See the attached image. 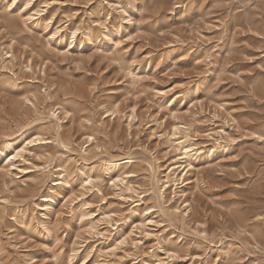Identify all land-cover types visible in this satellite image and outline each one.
Masks as SVG:
<instances>
[{
  "label": "rangeland",
  "instance_id": "1",
  "mask_svg": "<svg viewBox=\"0 0 264 264\" xmlns=\"http://www.w3.org/2000/svg\"><path fill=\"white\" fill-rule=\"evenodd\" d=\"M175 128L202 150L159 199ZM107 153L135 156L136 192ZM141 259L264 264V0H0V264Z\"/></svg>",
  "mask_w": 264,
  "mask_h": 264
},
{
  "label": "bare ground",
  "instance_id": "2",
  "mask_svg": "<svg viewBox=\"0 0 264 264\" xmlns=\"http://www.w3.org/2000/svg\"><path fill=\"white\" fill-rule=\"evenodd\" d=\"M33 11H35V12L34 13H31V12L28 13V21H30L36 15H38L41 10L40 9H34ZM61 31H62V27H59V26L54 27V30L51 33V37L53 39H55L57 36L58 37L59 36L62 37L63 33ZM76 34H77V29H74L72 31V37H75ZM112 53H114V52L112 51ZM115 56H117V55H115ZM132 77H133V79H135V76H132ZM56 105H57L56 108L54 107L55 109L52 110V112H49V113H51L50 114V119L52 120V123H53V126H54L53 128L56 129L57 136H55V137H57L59 139L58 140L56 138L57 141L58 142L60 141L64 146H67L68 142L65 143V141L63 140V137L61 135V132H60V128L62 126V124H61L62 122L61 121H62L63 117H61L59 114L63 113V114L68 115L70 110L63 103H57ZM102 106H103L105 112H111L112 114L115 113V111H112L110 108H108L106 104H103ZM116 109H118L117 106H116ZM43 116H45V115H43ZM177 129L178 128H175V131L173 133V136L175 137L174 138V144H175L174 145V156L172 157V159H173L172 162L167 166L166 172L164 173L165 180L161 181L159 176H157L155 173H152L153 174V180L152 179L151 180L154 182L153 183L154 185L152 186V191L154 193H156V195H157V197L159 199H163L164 194H165V192H166V190L168 188H171L172 186H174L173 190L175 191L177 187H180L179 180L182 177L184 171H188L191 167L194 166V156L197 157L199 151L202 150L200 147H196L194 144H192L190 142L189 138L185 137L184 139H181V137H176V133H177L176 130ZM40 134L41 133L36 134L35 138H32L30 140V143L31 142L42 141L43 137ZM92 136H93V134H89L88 135L89 139H92ZM8 145H11V143H8ZM17 148H15L9 155L10 156L9 157L10 165L14 163V161L16 160L17 157H22L23 159H25L24 152L26 151V147L23 146V147H21L19 149H17ZM97 148H98V146H97ZM80 151H81L82 155L83 154L85 155V153H87V149L83 148V147H81ZM193 151H195V152L193 153ZM101 160H102L101 163H103L102 164V166H103L102 170L106 174H108L112 178L113 181H117V182H120V183L124 184V182H127L126 179L130 178V176L133 174V170L131 168L133 166V161L135 160V156L132 155L131 153H126L125 156H122V157L120 155H118V154L107 153V157L104 158V159H101ZM152 171H154L153 166H152ZM61 182H63V180H59V183H61ZM83 182L85 184L90 185L91 187H96L98 190H100L101 179H100V176H98V175L94 176L93 174H87L85 176V179L83 180ZM126 184H127L126 188L129 189L130 191H134V192L137 191L131 185H129V182H127ZM114 185H116L115 182H114ZM187 204H188V206H190V203L187 202ZM161 213H163V212H161ZM111 217H112L111 212L103 213V220L110 219ZM106 222L110 223V221H108V220H106ZM114 231L115 232L113 233L112 230H109L108 234H106V236H104V237L106 239L109 238V237H112L113 241H112V243H110L109 247L113 246V249H116L120 245H124L127 242L129 236L127 234L121 232L120 226H117L114 229ZM109 247H107L108 248L107 250H109ZM163 251H165V253L167 254V256L169 258L174 257V255L176 253V251L174 249H169V248L168 249L163 248ZM157 260H160V259H157ZM130 264H135V262H131ZM136 264H161V263L160 262L154 263V262H150V261L148 262L147 260L144 261L143 259H141Z\"/></svg>",
  "mask_w": 264,
  "mask_h": 264
}]
</instances>
